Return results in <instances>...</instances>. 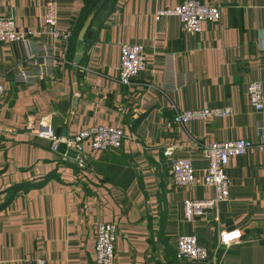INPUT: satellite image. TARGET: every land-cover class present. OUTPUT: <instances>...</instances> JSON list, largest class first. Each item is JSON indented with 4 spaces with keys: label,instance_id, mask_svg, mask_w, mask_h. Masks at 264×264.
Masks as SVG:
<instances>
[{
    "label": "crops",
    "instance_id": "crops-1",
    "mask_svg": "<svg viewBox=\"0 0 264 264\" xmlns=\"http://www.w3.org/2000/svg\"><path fill=\"white\" fill-rule=\"evenodd\" d=\"M86 1L94 2L0 0V17H10L18 31L38 33L29 41L52 47L62 59L36 78L43 68L25 59L24 46L0 45V264L37 258L93 264L94 226L100 222L116 229L112 264H180L174 260L176 235H193L212 250L221 230L236 228L241 241L219 251L218 264H264V153L228 158V201L185 223L181 203L213 193L202 185L175 189L169 158L161 156L172 148L171 158L200 172L206 161L197 144L255 143L259 128L264 132V0H198L222 11L217 24L203 25L195 36L181 33L175 17L153 20L155 11L182 0H107L101 7L98 0L76 65L74 43ZM47 2L56 6L55 28L67 35L64 40L45 34ZM123 44L141 47L146 59L128 87L116 77ZM250 81L261 85L258 113L247 104ZM215 107L231 114L164 127L174 111ZM42 118L60 138L90 127L118 128L121 147L92 152L82 145L79 170L34 136Z\"/></svg>",
    "mask_w": 264,
    "mask_h": 264
},
{
    "label": "built area",
    "instance_id": "built-area-1",
    "mask_svg": "<svg viewBox=\"0 0 264 264\" xmlns=\"http://www.w3.org/2000/svg\"><path fill=\"white\" fill-rule=\"evenodd\" d=\"M42 24L45 26V34L53 41H61L67 38L65 33H60L56 28L57 11L53 2L43 5ZM221 8L217 5L204 6L198 0H182L172 9L157 10L153 14V20L157 21L164 16L176 18L181 33L195 36L205 24H217L221 15ZM38 33L32 31H18L14 28L12 19L0 17V45L16 43L26 48V60L34 67H42L43 72L38 71L36 78L45 75L48 68L54 67L61 61L56 58L52 47L31 43L29 39ZM117 83L128 87L137 76L145 69L146 59L141 47L136 45H120L118 50ZM20 80L25 76L19 73ZM247 104L255 112L263 110L262 90L258 81H250L245 87ZM5 93V88L0 85V97ZM231 114L228 108H198V110L174 111L164 123L167 129L173 126L182 127L188 122H199L210 118H225ZM66 121H64L65 123ZM257 142L235 139L223 142H204L197 144L196 149L206 161V166L200 172L192 170L187 160H176L171 158L172 148H165L161 156L169 158V177L175 189H191L196 186L208 187L212 197L201 200L185 199L180 205L182 221L191 222L195 219L205 217L218 203L227 202L229 198V179L224 174V166L228 158L241 156L253 150L264 153V132L259 128ZM34 136L37 139L48 141L51 152H55L57 145L61 144L75 153L72 160L79 170L83 167V146L86 145L92 152H115L121 145L122 132L118 128L108 126L90 127L80 133L64 138L54 134L50 121L42 118L36 125ZM65 160V156H62ZM217 222V219L213 220ZM242 231L221 230L216 240L215 247L210 250L197 243L193 235H176L173 240L175 245L174 260L180 264L219 263V251L235 246L241 241ZM116 229L113 223H98L94 226L93 239V264H112L114 258V241ZM31 264H45L40 258L34 259Z\"/></svg>",
    "mask_w": 264,
    "mask_h": 264
},
{
    "label": "water",
    "instance_id": "water-1",
    "mask_svg": "<svg viewBox=\"0 0 264 264\" xmlns=\"http://www.w3.org/2000/svg\"><path fill=\"white\" fill-rule=\"evenodd\" d=\"M92 19V16L86 19L80 26V29L78 30V33L76 35V40H75V47H74V57L72 61L74 64L79 63V58L83 52V44L82 40L88 30L89 23ZM57 149L55 150V153L58 154L59 156H65V158L69 160H73L75 157V153L69 149H66L65 146H62L61 144L57 145Z\"/></svg>",
    "mask_w": 264,
    "mask_h": 264
},
{
    "label": "trees",
    "instance_id": "trees-1",
    "mask_svg": "<svg viewBox=\"0 0 264 264\" xmlns=\"http://www.w3.org/2000/svg\"><path fill=\"white\" fill-rule=\"evenodd\" d=\"M98 2V0H94V2H84L83 8H82V13L81 16L79 17L78 20V25H80L85 19H87L92 13H94V6L95 3ZM107 2V0H99V6H103L105 3Z\"/></svg>",
    "mask_w": 264,
    "mask_h": 264
}]
</instances>
